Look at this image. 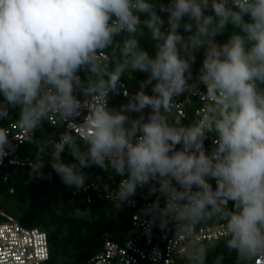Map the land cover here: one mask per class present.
<instances>
[{
	"label": "clouds",
	"instance_id": "9594fccd",
	"mask_svg": "<svg viewBox=\"0 0 264 264\" xmlns=\"http://www.w3.org/2000/svg\"><path fill=\"white\" fill-rule=\"evenodd\" d=\"M145 28L154 55L139 45ZM129 70L146 78L126 104L108 108V93L118 92ZM82 71L96 79L85 86ZM262 86L264 0H0V120L18 109L16 124L26 134L50 113L80 112L79 95L103 97L81 121L87 148L71 153L76 162L61 159L75 144L72 135L54 146L51 167L62 182L84 188L82 169L94 164L124 178L109 197L117 208L137 187L158 193L143 212L161 228L218 217L241 264H264ZM181 95L204 98L188 125L171 119ZM15 151L0 126V164ZM31 167H43L39 154Z\"/></svg>",
	"mask_w": 264,
	"mask_h": 264
},
{
	"label": "trees",
	"instance_id": "16d2710c",
	"mask_svg": "<svg viewBox=\"0 0 264 264\" xmlns=\"http://www.w3.org/2000/svg\"><path fill=\"white\" fill-rule=\"evenodd\" d=\"M163 2L166 3L167 0ZM145 18V16L141 17L142 20ZM165 27H167L166 24ZM181 32L186 35L182 30ZM227 38L228 32L223 36H218L217 41L223 43ZM116 39L122 42V37H116ZM154 44L150 32L145 28L144 36L139 38L140 47L148 51L149 55H154ZM109 59H111L110 56ZM202 60L203 51L201 50L196 54V62L192 66L193 79L198 74ZM111 67L110 64L108 68ZM81 75L87 86L91 74L82 71ZM91 78L96 79L95 76ZM145 78V74L129 70L121 81L125 83L130 94H134L139 90V82ZM104 79L106 80L107 77L105 76ZM148 94H151L150 90ZM127 102L124 99H117L112 101L109 108L118 109L120 104ZM199 106L201 104L195 102L193 106L187 108L188 123L191 124L194 121L193 108ZM18 119L19 110L10 109L9 118L0 120V126L7 127ZM57 134H54L53 127L43 119L25 140L17 153L23 158H29L33 163L39 154L43 167L37 172H33L32 167H12L10 169L14 180L9 183L0 181V211L11 216L26 228H35L47 234L50 259L45 264H85L91 256L100 252L105 234L110 240L119 243L132 237L134 229L131 215L133 212L127 209L122 202L117 208V202L105 198V193L116 190L123 179L110 168L104 170L93 164L82 169L87 177L85 186L94 184L98 189H90V202L83 194L73 196V192L80 189L65 185L51 167V153L60 135ZM210 136L211 134L209 138ZM86 148L85 141H79L72 148L66 147L61 153L62 162L75 163L71 153L86 151ZM213 186H215L214 182ZM86 212L89 213L88 216L80 215ZM3 219L0 217V222H3ZM199 222L209 226L224 221L218 217H212ZM226 240L205 244L203 247L189 248L188 253L179 259L178 264H199L201 253H206L203 257V264H241L236 253L229 252L227 249Z\"/></svg>",
	"mask_w": 264,
	"mask_h": 264
},
{
	"label": "built area",
	"instance_id": "2783aa9c",
	"mask_svg": "<svg viewBox=\"0 0 264 264\" xmlns=\"http://www.w3.org/2000/svg\"><path fill=\"white\" fill-rule=\"evenodd\" d=\"M103 60L107 66L110 65L109 56L103 57ZM79 75L82 79L81 72ZM129 95V90L121 81L118 92H109L107 95L108 108L112 101L127 100ZM78 98L82 101L81 111L71 118L60 117L55 113H50L45 118L48 124L53 127L54 134L58 132L60 134L62 131L60 135L57 134L58 138L55 144L59 142L63 134L72 135L75 138L74 145L79 141H85L83 139L84 129L80 126L81 121L94 105L104 100L103 97L99 96L85 97L79 95ZM203 99V97L198 96H193L190 100L185 95L177 97L171 119L184 125L190 124L187 122L186 111L195 102L201 104V106L193 108L194 120L198 119L202 110ZM16 122H11L7 126L9 138L16 145V151L15 155L5 158L3 164H0V181L3 183L14 180L10 172L12 167H31L33 164L29 158H23L17 153L31 132L21 133ZM211 147L212 142L209 138L205 141V148L210 150ZM91 188L98 189L96 185L92 184L79 191H74L73 196L83 194L90 202L89 191ZM116 190L106 192L105 198L117 202L115 198L109 199ZM157 196L158 193L149 195L147 187H137L136 194L122 202L127 209L133 212L131 215V223L134 229L132 237L119 243L110 240L105 234L102 249L99 253L91 256L85 264H177L179 259L188 253L189 248L203 247L205 244L228 239L223 227L225 222L209 226L197 222L194 227L191 225L180 226L169 222L166 228L160 227L159 219L155 223H150L151 217L145 215L143 210L152 205ZM160 206L163 208V200L160 201ZM0 217L4 218L3 222H0V264H45L49 261L50 248L45 232L35 228H26L1 211Z\"/></svg>",
	"mask_w": 264,
	"mask_h": 264
},
{
	"label": "rangeland",
	"instance_id": "374dc122",
	"mask_svg": "<svg viewBox=\"0 0 264 264\" xmlns=\"http://www.w3.org/2000/svg\"><path fill=\"white\" fill-rule=\"evenodd\" d=\"M122 104H120V106H121ZM177 264H178V262H177Z\"/></svg>",
	"mask_w": 264,
	"mask_h": 264
}]
</instances>
